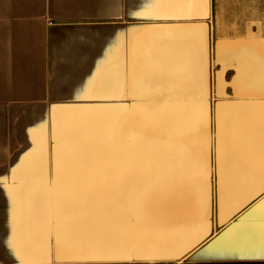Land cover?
Here are the masks:
<instances>
[{
	"label": "crops",
	"instance_id": "1",
	"mask_svg": "<svg viewBox=\"0 0 264 264\" xmlns=\"http://www.w3.org/2000/svg\"><path fill=\"white\" fill-rule=\"evenodd\" d=\"M217 3L0 0V264L264 263V0Z\"/></svg>",
	"mask_w": 264,
	"mask_h": 264
},
{
	"label": "trees",
	"instance_id": "2",
	"mask_svg": "<svg viewBox=\"0 0 264 264\" xmlns=\"http://www.w3.org/2000/svg\"><path fill=\"white\" fill-rule=\"evenodd\" d=\"M226 0H218V8L214 15V35L217 38H227L233 35L243 34L242 31H234L232 29L231 17H235L231 12L227 10ZM240 21V18H238ZM231 77L228 76L227 80H230ZM156 264H165V263H156ZM221 264H264V263H221Z\"/></svg>",
	"mask_w": 264,
	"mask_h": 264
}]
</instances>
